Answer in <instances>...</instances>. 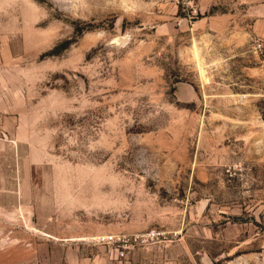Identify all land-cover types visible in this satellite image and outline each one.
Returning <instances> with one entry per match:
<instances>
[{"label": "rangeland", "instance_id": "obj_1", "mask_svg": "<svg viewBox=\"0 0 264 264\" xmlns=\"http://www.w3.org/2000/svg\"><path fill=\"white\" fill-rule=\"evenodd\" d=\"M186 12L0 0V264H264V53Z\"/></svg>", "mask_w": 264, "mask_h": 264}, {"label": "crops", "instance_id": "obj_2", "mask_svg": "<svg viewBox=\"0 0 264 264\" xmlns=\"http://www.w3.org/2000/svg\"><path fill=\"white\" fill-rule=\"evenodd\" d=\"M240 4L243 12L246 30L251 37L264 40V0H235ZM220 16L229 17L232 12H220Z\"/></svg>", "mask_w": 264, "mask_h": 264}, {"label": "built area", "instance_id": "obj_3", "mask_svg": "<svg viewBox=\"0 0 264 264\" xmlns=\"http://www.w3.org/2000/svg\"><path fill=\"white\" fill-rule=\"evenodd\" d=\"M178 6H181V8L184 11H187L186 13L191 16L194 11H197L198 7V0H173ZM256 48L258 50H261L262 53H264V40L262 38L257 37L256 38ZM126 240L125 235H118L116 233H105L102 234L99 237V241H103L105 243H118L119 245H123L122 242Z\"/></svg>", "mask_w": 264, "mask_h": 264}, {"label": "bare ground", "instance_id": "obj_4", "mask_svg": "<svg viewBox=\"0 0 264 264\" xmlns=\"http://www.w3.org/2000/svg\"><path fill=\"white\" fill-rule=\"evenodd\" d=\"M201 72H202L203 74H205V73H206V71H205V69H204V68L202 69V71H201Z\"/></svg>", "mask_w": 264, "mask_h": 264}]
</instances>
